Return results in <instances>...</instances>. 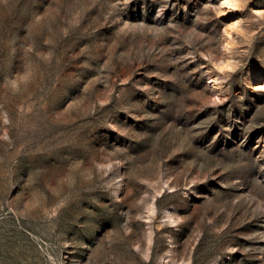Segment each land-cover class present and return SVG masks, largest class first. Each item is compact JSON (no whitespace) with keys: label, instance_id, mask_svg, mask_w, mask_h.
I'll use <instances>...</instances> for the list:
<instances>
[{"label":"rangeland","instance_id":"obj_1","mask_svg":"<svg viewBox=\"0 0 264 264\" xmlns=\"http://www.w3.org/2000/svg\"><path fill=\"white\" fill-rule=\"evenodd\" d=\"M264 264V0H0V264Z\"/></svg>","mask_w":264,"mask_h":264},{"label":"trees","instance_id":"obj_2","mask_svg":"<svg viewBox=\"0 0 264 264\" xmlns=\"http://www.w3.org/2000/svg\"><path fill=\"white\" fill-rule=\"evenodd\" d=\"M192 264H196V261H195V259H193V262H192Z\"/></svg>","mask_w":264,"mask_h":264}]
</instances>
